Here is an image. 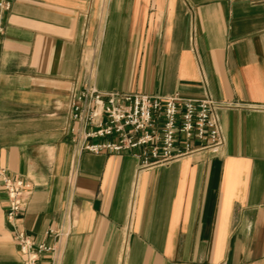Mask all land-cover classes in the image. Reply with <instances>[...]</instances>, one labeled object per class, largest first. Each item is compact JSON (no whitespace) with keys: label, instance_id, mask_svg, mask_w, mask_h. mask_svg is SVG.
Masks as SVG:
<instances>
[{"label":"crops","instance_id":"crops-1","mask_svg":"<svg viewBox=\"0 0 264 264\" xmlns=\"http://www.w3.org/2000/svg\"><path fill=\"white\" fill-rule=\"evenodd\" d=\"M0 19V167L32 184L7 219L56 247L38 264H264V0H11ZM209 93L225 142L139 169L75 139V89ZM91 141H98L92 138Z\"/></svg>","mask_w":264,"mask_h":264},{"label":"built area","instance_id":"built-area-1","mask_svg":"<svg viewBox=\"0 0 264 264\" xmlns=\"http://www.w3.org/2000/svg\"><path fill=\"white\" fill-rule=\"evenodd\" d=\"M11 0H0V19L11 9ZM235 101H218L209 93L203 98H187L178 92L157 93L102 91L92 85L75 89L70 117L79 122L75 139L83 138V148L112 153L130 152L137 156L139 169L162 166L197 150L218 152L225 142L220 110L237 107ZM95 138L98 141H91ZM0 185L7 195V219L12 222L28 202L32 184L9 176L0 167ZM14 239L24 264H38L46 252L56 247L36 242L28 233L15 229ZM56 256L53 263L56 264Z\"/></svg>","mask_w":264,"mask_h":264}]
</instances>
